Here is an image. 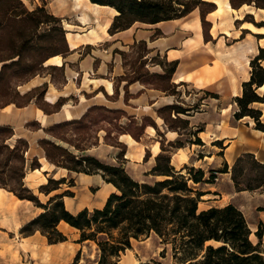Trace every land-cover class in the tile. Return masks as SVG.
<instances>
[{
  "label": "trees",
  "instance_id": "trees-1",
  "mask_svg": "<svg viewBox=\"0 0 264 264\" xmlns=\"http://www.w3.org/2000/svg\"><path fill=\"white\" fill-rule=\"evenodd\" d=\"M41 5L29 8L24 0H0V108L13 103L23 107L34 103L45 114H52L61 109L69 97H59L54 103L44 100L47 83L20 92L17 86L27 82L32 77L50 70H61L63 66L44 65L49 58L69 53L66 40V30L62 19L50 13ZM92 3L114 8V15L108 32L110 34L129 28L135 22L154 24L164 20L185 16L194 8H198L203 27L204 38L209 37V22L205 15L215 9V4L205 0H89ZM232 8L243 4L264 9V0H229ZM243 21L255 26H264V21L255 22L251 13L245 14ZM262 37V35H256ZM145 46V41L140 40ZM264 47L250 60V78L242 84V94L235 98L237 110L235 118L250 116L257 129L264 131V121L261 111L252 107L255 102L264 103V94L256 90L264 83ZM142 64V63H140ZM177 61L168 62L163 73L153 74L160 78L164 85L163 91L176 86L170 80L175 71ZM125 76L122 80L127 84L141 81L149 83L148 78ZM182 83V82H181ZM212 94V97H216ZM126 99V97H125ZM164 109H173L177 113L184 109L178 106H163L158 109V115L174 127V120L168 121ZM123 116L129 119L128 124H117ZM177 119V117L175 118ZM132 115H126L120 108H109L93 104L77 118L65 119L49 126L42 127L37 120L25 123L29 130L43 129L46 137L38 139V145L43 149L46 159L55 166L69 171L86 174L99 173L106 182L116 188L111 192L101 208H83L76 213L68 211L63 202L65 195L72 192L65 190L48 198L42 203L38 196L24 183L27 169L40 167L37 157H33L27 165L25 152L29 143L23 137H14L13 127L0 124V187L12 192L19 199L30 200L34 205L43 209L37 216L26 222L20 228V233L29 235L40 231L48 243H57L67 239L57 227L60 221L66 222L79 231L78 242L93 241L98 250L97 264H119V257L132 240L142 235L154 233L161 244L169 245L172 255L178 264H264V245L262 242L263 228L255 231L257 242L251 238V230L242 211L229 203L222 207L198 209L199 197L203 192L193 196V188L188 181L194 183L207 181L204 172L198 169L192 173L193 167L188 168L189 176L175 170L170 161L169 149L160 143V152L154 157L155 163L148 173L160 176L153 183H141L131 177L120 165L109 164L88 153V149L99 143L98 133L103 130L105 143L118 146L121 142L117 137L112 138L110 128L104 126L113 124L116 136L129 134L135 140L143 135L148 123L145 116L141 122H136ZM180 120V119H179ZM182 121V120H180ZM172 122V123H171ZM133 123V126L130 124ZM186 123V121H184ZM113 135V136H114ZM198 141L201 142V140ZM168 147L178 148L180 142L168 141ZM250 157L255 164L264 168V164L256 161L251 154L239 157L234 167L244 158ZM227 164L220 172H227ZM232 179L235 181L232 173ZM65 181L64 178H48L38 191L50 193ZM264 179L255 186L239 189H255L264 187ZM217 245L206 244L209 241ZM79 259L76 253L73 263ZM160 264L159 261H152ZM150 264V263H145Z\"/></svg>",
  "mask_w": 264,
  "mask_h": 264
},
{
  "label": "crops",
  "instance_id": "crops-1",
  "mask_svg": "<svg viewBox=\"0 0 264 264\" xmlns=\"http://www.w3.org/2000/svg\"><path fill=\"white\" fill-rule=\"evenodd\" d=\"M49 1L46 8L54 15L62 17L64 10L56 9L51 0ZM72 1L74 10L68 7L67 13L74 14L75 17L71 22L64 23L69 53L65 57H51L44 63L64 65L66 81L61 88H56L51 85L47 76H34L22 85L27 86L22 92L46 82L45 101L54 103L59 97L73 94L77 97V103L62 106L59 111L52 114H45L34 103L23 107L8 104L0 108V123L13 127V138L23 137L29 143L25 152L27 165L28 160L33 157L39 160V168L26 170L24 183L33 190L42 203H46L49 197L64 192L66 188L59 186L44 194L38 191L39 186L45 184L50 177L65 178L64 171L67 169L55 166L46 159L43 149L37 143L38 139L45 135L43 129L29 130L25 123L36 119L46 127L61 119L77 118L93 104L114 105L111 107L124 105L122 89H119L116 101H108L105 98L114 93V77L119 74L116 73L118 64L115 57L113 66L110 68L108 66L109 52L110 49L133 44L138 40L147 41L148 49L161 55L166 61H177L172 76L173 82L177 84L183 82L197 91L204 90L217 95L214 97L215 102L206 103L190 118L192 125H197L198 121L202 123V129L198 128L197 135L202 142L201 147L207 149V156L204 155V158H208L209 162L216 165L227 164L230 168L239 157L251 154L256 161L264 164V131L255 127V122L250 116L238 119L234 117L237 110L235 98L242 94V84L250 78L249 62L258 53L259 48L264 47V26L258 27L251 22L243 21V16L251 13L258 19L264 9L247 4L232 8L229 0H205L213 2L216 6L205 15V20L209 22V37L205 39L198 8L180 18L154 24L135 22L125 30L110 34L108 27L116 14L114 8L89 0ZM142 24L147 26H139ZM141 29L148 31V35L137 38V33ZM86 48L89 50H85ZM261 64L264 67V59ZM128 89L130 93H138L134 98L136 102H129L132 105L129 110L132 114H137L141 109V105L144 104L141 100L148 99L150 110L160 103L170 101L162 91L146 88L137 82L130 83ZM256 91L260 95L264 94V83ZM251 106L261 111L260 118L264 121V103L255 102ZM156 123L168 141L179 136L177 131L166 128L161 119ZM145 137L148 138L151 156H155L160 151L155 131L146 130ZM120 141L128 147L126 160H133L130 158L132 156L130 148L135 150L138 155L136 160L138 166L146 147L144 138L135 141L130 135L122 134ZM193 146L191 144V147H181L176 152H170V160L175 169L188 164L194 151ZM149 163H152L151 159ZM149 165L150 168L152 164ZM74 175L76 176H73L72 195L63 197L65 208L72 213L83 208H101L107 196L115 190L114 185L106 182L98 173L75 172ZM230 175V170L229 173H224L223 179L228 180L224 188L213 187L205 194L213 193V196L218 197L214 199L209 197L207 202L209 206L222 207L229 203L236 206L244 214L252 232L259 225L263 228L264 244V187L254 191H238ZM225 197L227 198L224 199ZM42 211L41 207L34 205L30 200L19 199L12 192L0 187V264H74L76 253L82 255L85 247L91 246L89 240L78 242L75 233L78 230L64 221L57 225L58 229L68 236L64 241L48 243L46 237L38 230L29 235L21 234V226ZM76 264H81V259H78Z\"/></svg>",
  "mask_w": 264,
  "mask_h": 264
},
{
  "label": "rangeland",
  "instance_id": "rangeland-1",
  "mask_svg": "<svg viewBox=\"0 0 264 264\" xmlns=\"http://www.w3.org/2000/svg\"><path fill=\"white\" fill-rule=\"evenodd\" d=\"M24 2L29 8L35 7L36 5H41L43 3L41 0H24ZM49 2H50L49 0H44L45 7ZM51 2L54 4V7L56 9L64 10L62 11V13L64 14L60 18L62 19L63 27H65L64 23L66 21L71 22V20H73L75 17L74 14L67 13L68 7H70L71 10H74L73 1L72 0H51ZM47 10L53 14V12L50 11L48 8ZM103 16L104 15H102V17ZM257 18L258 19H255L253 16V19L255 20V22H259L260 21L259 18H264V11H262V15ZM139 26H147V25L142 24ZM143 32H147V33H143ZM141 35H148V31H144L142 29L139 30V32L137 33V38H140ZM132 39H133V36H132ZM139 43H140V40L135 41L133 44L122 45V47L118 46L116 48L110 49V52H109L110 58H108V61L110 62V64L108 63V66L109 68L113 66L114 64L113 59L115 57L117 59V64H118L116 73H119V74L115 75L114 77V84H115L114 93L111 96H105V98L108 101H112V102L116 101L118 99L119 89H122V91L124 90L123 98H122L124 105L122 104V106L120 105L118 107H111L114 105H104V104H99V105H104L106 107L110 106L109 108H120L124 110L126 115H132L136 119L135 121L138 123L141 122V119L145 116L148 117V120H147L148 123L152 121L154 122L155 126L147 125L145 127L144 133L139 138V140H135L133 137L130 136L135 141H140L141 138H144V145L146 147H144L143 157H141V160L139 159L140 163L137 166L136 160H138V155L135 153V150H133V148L131 147L130 150L132 151V156H130V158H132L133 160L131 159L126 160L125 155H126L128 147L122 141H120V135L122 134H119L118 136L114 135L115 134L114 127H113L114 125L113 124L107 125L106 123H104L105 124L104 126H107L110 128V131H112L111 132L112 138L117 137V141L121 142V144L118 146H114V145L105 143L103 140L104 131L101 130L98 133L99 135L98 145L90 147L88 149V153L92 154L93 156L97 157L99 160L103 162L122 166L131 177H133L135 180H138L141 183L143 182L153 183L155 180L161 179V177L148 173L155 163L154 157L157 154L155 156H151L150 151L148 150V138L145 137L146 130L148 129L154 130L159 143L163 142L164 146L169 149V153L176 152L181 147H185V148H187V146L191 147V144H193L194 151L191 155V158L189 159L188 164L182 167H179V169H175V168L174 169L180 171L181 173H183L185 176L188 177L189 167H193V171H192L193 174H195L197 170L200 168L204 172L205 180L212 174L213 177L207 181H202L199 183H194L192 180L188 181L189 186L193 188V194H192L193 196H197V192L199 191L204 193L202 196L199 197L200 200L198 201V209L202 210V209H207L209 207H212L213 205L209 206V202H207L208 198L210 197L214 199L218 197L213 196V193L209 195H205V194L210 192L213 187L224 188L225 187L224 185L226 184L228 180L223 179L225 172H220V170L224 167V164L216 165L212 162H209L208 158L203 157L204 155L207 156L206 154L207 149L201 147L202 143L198 141L199 137L197 135L198 130H199L198 128L202 127V123L198 121L197 125H192L190 118L195 112H197L200 108H202V106L205 105L206 103L215 102L214 97H212L211 93L206 92L204 90L197 91L196 89L191 87L189 84H185L183 82L177 84L172 81V78L170 82L171 83L173 82L174 84H176V86L173 87L172 89L170 88L169 90L163 91L161 89V86L164 85V82L157 76H154L153 74L163 73V69L168 66V62L170 61H166L165 58H163L161 55L151 52L147 47V41H145V46L143 47ZM85 50H89V48H86ZM154 68H157V69H154ZM145 72H148V75L146 76L142 75V79L148 78L149 83H142L141 81H136V82L140 83L142 86L146 88H154L159 91H162V93L166 95L168 97V100L170 101L164 104L160 103L159 105H156L153 108V110H150V106L148 105V99L141 100L142 102H144V104H142L140 107L141 109L138 110V113H137L138 115L132 114L129 111L130 106H132L129 102H136V99L134 98L138 96V93L136 92L130 93L128 89V86L130 84H127L126 83L127 81L122 80V78H126L127 76H139L138 74H143ZM36 76L37 77L47 76L49 78V82L51 83V85H53L56 88H61L63 82L66 81V76L64 74V68H63V71L54 69V70H50L47 72L44 71L43 73L38 74ZM23 84L19 86H22ZM19 86H17V89L20 92L25 90L27 87L26 85L22 87H19ZM89 96L90 95H86V97H89ZM67 97H69V99L66 101V103L63 106L75 105V103H77V97H75V95L69 94ZM10 104H13V103H10ZM171 105L178 106L184 109L183 112H179V113H177L173 109H164L162 111L163 114H165V116L167 117L168 121L176 120L175 122H173L174 127L176 128H169V124L165 123V120L162 117H160L157 112V110L162 108L163 106H171ZM176 117L177 119H175ZM71 118H76V117H71ZM159 119L163 121L164 126L166 128L170 130H175L178 132L179 136L176 137V139L172 140V142H180L182 144L181 147H178V148L168 147L167 145L168 140L166 139L162 131L157 127L156 122ZM179 119L182 121H180ZM33 120H36V119H33ZM61 120H64V119H61ZM184 121H186V123H184ZM128 122H129V119L126 116H123L119 121H116L117 124H122L125 126L128 124ZM0 124H6V123H0ZM51 124L53 123H50L47 126ZM130 126H133V123L130 124ZM46 136L47 134L45 133L44 137ZM131 144H134V143H131ZM31 159H29L28 162ZM150 159L152 163H149ZM149 164H152L150 168H149L150 166ZM229 170L231 172V175H230L231 179H232V173H233L235 181L239 183L238 185H236L234 180L232 179V182L236 190L238 191L241 190L239 188H245V187L247 188V186H255L260 182L261 179H264V168L255 164L254 161L248 156H245L244 158H242V160L235 167H234V164L230 168L227 167L228 173H229ZM64 172H66V176L64 178L65 181L60 186L65 187L66 188L65 190H68L71 192V188L74 185L73 176H76L74 175L75 171L68 170L67 172L66 170ZM259 188L242 189V190L254 191ZM226 198L227 197H225L224 199ZM213 207H218V206H213ZM92 209L88 208V210H92ZM255 231L252 232L251 230V235H250V238L254 243H256L258 240L255 235ZM75 233L77 234L76 237L79 238V231ZM68 235H71V234H68ZM66 237L68 236L66 235ZM206 244L217 245L218 242L211 240L209 242H206ZM97 257H98V250H97L96 244L93 241H91V246L89 248H87V246L85 247L84 254L79 255V259H81V264H97L96 262ZM154 260L159 261L160 264H178V260L174 258L172 255L171 247L166 244H161L159 238L154 233H150L147 236L142 235L138 239L132 240L131 247L127 248L123 253H121L119 257V264H145V263L154 264L152 262Z\"/></svg>",
  "mask_w": 264,
  "mask_h": 264
},
{
  "label": "bare ground",
  "instance_id": "bare-ground-1",
  "mask_svg": "<svg viewBox=\"0 0 264 264\" xmlns=\"http://www.w3.org/2000/svg\"><path fill=\"white\" fill-rule=\"evenodd\" d=\"M55 58V57H54ZM50 59V58H49ZM53 60H57V59H53ZM48 62V61H47Z\"/></svg>",
  "mask_w": 264,
  "mask_h": 264
}]
</instances>
